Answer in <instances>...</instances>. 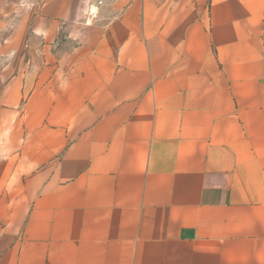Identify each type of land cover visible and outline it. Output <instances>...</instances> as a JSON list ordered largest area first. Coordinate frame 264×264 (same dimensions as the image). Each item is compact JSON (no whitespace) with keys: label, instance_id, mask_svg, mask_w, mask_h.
Returning a JSON list of instances; mask_svg holds the SVG:
<instances>
[{"label":"crops","instance_id":"0c3cea01","mask_svg":"<svg viewBox=\"0 0 264 264\" xmlns=\"http://www.w3.org/2000/svg\"><path fill=\"white\" fill-rule=\"evenodd\" d=\"M95 3L0 0V264H264V0Z\"/></svg>","mask_w":264,"mask_h":264},{"label":"built area","instance_id":"2783aa9c","mask_svg":"<svg viewBox=\"0 0 264 264\" xmlns=\"http://www.w3.org/2000/svg\"><path fill=\"white\" fill-rule=\"evenodd\" d=\"M97 4H98V5L101 4V0H98V1H97ZM95 8H96V7H95ZM92 12H94V11L92 10L91 13H92Z\"/></svg>","mask_w":264,"mask_h":264},{"label":"rangeland","instance_id":"374dc122","mask_svg":"<svg viewBox=\"0 0 264 264\" xmlns=\"http://www.w3.org/2000/svg\"><path fill=\"white\" fill-rule=\"evenodd\" d=\"M97 1H98V0H96V3H95V4H97ZM99 5H101V4H99ZM99 5L97 4V6H99ZM92 9H94V10H95V7H92Z\"/></svg>","mask_w":264,"mask_h":264}]
</instances>
